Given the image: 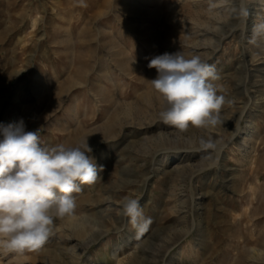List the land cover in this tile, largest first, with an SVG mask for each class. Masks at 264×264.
<instances>
[{
    "label": "rangeland",
    "instance_id": "1",
    "mask_svg": "<svg viewBox=\"0 0 264 264\" xmlns=\"http://www.w3.org/2000/svg\"><path fill=\"white\" fill-rule=\"evenodd\" d=\"M83 4L0 0V141L20 121L48 146L87 137L103 167L39 250L0 264H264V0ZM177 52L214 68L221 124L159 119L147 65ZM125 197L142 227L121 214Z\"/></svg>",
    "mask_w": 264,
    "mask_h": 264
},
{
    "label": "clouds",
    "instance_id": "2",
    "mask_svg": "<svg viewBox=\"0 0 264 264\" xmlns=\"http://www.w3.org/2000/svg\"><path fill=\"white\" fill-rule=\"evenodd\" d=\"M81 6L83 0H80ZM264 34V24L254 30ZM157 75L150 80L161 106L159 119L185 131L189 127L213 128L222 123L220 110L225 97L212 83L214 68L200 57L185 58L179 52L154 56L148 63ZM0 141V252L22 254L37 251L53 232L54 220L74 213V193L82 185L102 178L87 138L75 146L42 143L39 129L25 131L23 121L3 128ZM200 146L215 148L211 138H201ZM121 214L142 227L139 201L125 197ZM148 221H144L146 224Z\"/></svg>",
    "mask_w": 264,
    "mask_h": 264
},
{
    "label": "bare ground",
    "instance_id": "3",
    "mask_svg": "<svg viewBox=\"0 0 264 264\" xmlns=\"http://www.w3.org/2000/svg\"><path fill=\"white\" fill-rule=\"evenodd\" d=\"M21 15V14H20ZM22 18V17H21ZM24 19V18H23ZM131 111V110H130ZM115 133V132H114ZM168 135V134H167ZM87 137H83L82 139H85ZM71 222V221H70ZM70 224V223H69ZM76 225V224H75ZM73 226V225H72ZM81 226V225H80ZM73 234L75 235V238L76 237H85V234L83 233V230L79 227V226H75L73 227Z\"/></svg>",
    "mask_w": 264,
    "mask_h": 264
}]
</instances>
